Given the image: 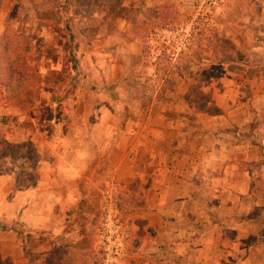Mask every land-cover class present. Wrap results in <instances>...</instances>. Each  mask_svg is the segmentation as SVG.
<instances>
[{"label":"crops","instance_id":"1","mask_svg":"<svg viewBox=\"0 0 264 264\" xmlns=\"http://www.w3.org/2000/svg\"><path fill=\"white\" fill-rule=\"evenodd\" d=\"M156 1L0 0V38L14 25L24 26L15 30L20 37L29 35L36 21L37 83L60 85L38 86L33 109L19 103L29 93L10 97L0 88V129L33 152L22 147L1 162L0 224L24 234L0 228V259L61 264L62 248L88 250L102 184L134 180L146 184L143 206L127 219L128 244L111 264H264V38L245 49L243 72L216 81L207 106H190L176 86L149 99L133 71L141 52L133 29L155 15ZM16 3L20 18L12 14ZM65 22L88 78L76 72L75 86L98 91L67 92L73 69L61 83V60L71 50L61 42ZM124 77L138 93L101 87ZM127 94L136 106L123 102Z\"/></svg>","mask_w":264,"mask_h":264},{"label":"rangeland","instance_id":"2","mask_svg":"<svg viewBox=\"0 0 264 264\" xmlns=\"http://www.w3.org/2000/svg\"><path fill=\"white\" fill-rule=\"evenodd\" d=\"M157 2L160 4L156 7L162 8L165 5L166 16L158 21L153 20V16L134 26V37L139 40L141 52L138 56L140 65H136L133 71L145 79V92L149 99L159 97L176 86L172 90L183 89L184 96L187 95L189 101L193 100V103L206 105L211 101L210 91L214 88L216 81L218 82L226 71L243 72L244 69L238 62L244 59L245 49L252 43L259 44L261 38H264V0H157ZM23 11L24 8L22 9L20 4H14L12 12L14 16L22 17L20 13ZM25 15L31 17L29 13ZM12 28L20 32L25 30L24 26L14 25ZM27 28L29 35H26V32L23 37H20L21 33L11 44L17 48L15 66L19 65L20 71L23 72L25 82L22 92L30 94L28 102L25 101L23 104L18 102L22 108L33 109L39 103L33 98L38 86H43L50 92L57 82L38 85L37 80L40 78H36L38 69L36 57L39 56L40 40L36 35L37 22H30ZM60 34L62 44L71 48L68 53H64L61 60L63 70L61 83L66 82L70 77V69H73L75 73L65 90L69 92L73 87L72 91L78 90L83 93L91 90L98 91L96 87L86 85L84 82L82 85L75 86L76 72L81 74L86 82L88 78L83 68L79 66L80 59L75 58L72 52L71 45H74V39L67 22L62 23ZM120 58L125 61L128 59L125 54ZM231 61L234 63H230ZM71 63L74 67L68 66ZM119 72L121 70L114 69L110 76L116 77ZM57 87L59 88L60 85ZM101 87L112 91L111 93L118 92L116 88H120V91L129 95L138 93L135 81L128 77H124L123 82L104 84ZM129 95L125 96L126 101L124 98L123 102L126 104L128 102L130 107L136 106ZM147 105L146 102L145 109ZM26 151L33 154L30 148ZM142 186L143 183L138 184L134 180L125 184H102V207L94 228L95 245L90 246L86 251L70 253L62 248L58 256L60 263L72 264L69 262L72 260L77 264H111L112 255L124 249L128 243L127 241L115 243L117 248L114 249L113 244L106 240L103 226L107 215L113 210L116 219L124 224L128 234L127 240H129L127 219L137 211L135 204L141 199ZM110 188H113L116 193L114 207L111 208L106 207L105 203L106 191ZM119 191L123 199L121 206L118 205L120 199L117 198ZM130 199L135 200L133 202Z\"/></svg>","mask_w":264,"mask_h":264},{"label":"trees","instance_id":"3","mask_svg":"<svg viewBox=\"0 0 264 264\" xmlns=\"http://www.w3.org/2000/svg\"><path fill=\"white\" fill-rule=\"evenodd\" d=\"M166 16L165 11V5L160 8L156 7L155 9V15L153 17V20L158 21L161 17ZM19 32H16L12 29H6L4 31V34L0 38V88L8 95V96H15L18 95L20 92L23 91L24 88V80H23V72L20 71L21 68L18 67L19 65L15 66V56L17 53V48L14 47L13 44H11L14 40V38H18ZM18 67V68H17ZM19 70V71H18ZM19 72V73H18ZM187 102L191 105H194L195 107H200V103H193L192 101H189V97L186 95ZM22 147H26L27 149L28 144H12L8 142L5 138V135L3 131L0 129V174L4 173V170L1 168V160L10 157L12 159H16L19 154ZM28 155L32 156L31 154L27 153ZM146 188V184H143L142 190H141V199L138 203L135 204V207L137 210L143 206L144 201V194L143 190ZM118 199H120V202H118V205H122L121 199V193L118 192ZM133 201L135 199H130V201ZM127 201V200H125ZM258 209L255 208L251 212L248 218H253L255 212H257ZM0 228L4 230H13L18 232V234L23 235L24 232L21 230H17L13 226H7V225H1ZM0 264H11V261L9 259H0Z\"/></svg>","mask_w":264,"mask_h":264},{"label":"built area","instance_id":"4","mask_svg":"<svg viewBox=\"0 0 264 264\" xmlns=\"http://www.w3.org/2000/svg\"><path fill=\"white\" fill-rule=\"evenodd\" d=\"M115 190L113 188L107 189L106 191V198H105V203H106V207H114V203H115ZM107 222V223H106ZM106 222L104 223V233H105V237L106 240L110 243H112L114 246L113 248H117L115 247V243H119L121 241L125 242L127 241L128 238V234L126 233V228L124 226V224H121V222H119L116 217H115V213L110 212L107 215L106 218Z\"/></svg>","mask_w":264,"mask_h":264}]
</instances>
